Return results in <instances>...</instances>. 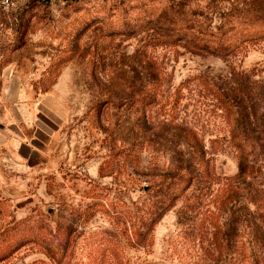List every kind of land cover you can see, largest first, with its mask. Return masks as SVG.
<instances>
[{
  "label": "rangeland",
  "instance_id": "rangeland-1",
  "mask_svg": "<svg viewBox=\"0 0 264 264\" xmlns=\"http://www.w3.org/2000/svg\"><path fill=\"white\" fill-rule=\"evenodd\" d=\"M16 111L54 133L29 167L0 144V264H264V0H0V132ZM184 172L138 245L154 184Z\"/></svg>",
  "mask_w": 264,
  "mask_h": 264
},
{
  "label": "trees",
  "instance_id": "trees-1",
  "mask_svg": "<svg viewBox=\"0 0 264 264\" xmlns=\"http://www.w3.org/2000/svg\"><path fill=\"white\" fill-rule=\"evenodd\" d=\"M182 29L183 28H181V31ZM151 100L155 102L154 97H152ZM222 100L224 103H228L224 98H222ZM187 133L188 137L191 138L190 140H192L193 144H195L199 150L200 145L199 142H197V136L191 130L187 131ZM232 142L235 148L238 150L240 159L238 177L242 179L252 177L257 173L258 168L256 167L255 163L250 160V135L245 132L237 133L235 131L232 134ZM196 159L199 160L200 163L206 164L205 156L201 149L196 155ZM176 176L177 178L168 184H166L167 176L162 182L155 183L153 186L154 192L152 198L148 201V204H146L147 209L142 210L140 214L136 216L135 222H133L132 225L131 237L134 238L138 245H145L147 242H149L152 231L159 222V219L174 206L177 198H179L180 195L185 192V187L187 188L191 184L192 176L190 173H179ZM221 232L222 229L220 224H218L216 233L217 235H220ZM69 241L67 239L64 242L48 245L46 250L49 254V257H57L59 261L64 259L71 252V244H69Z\"/></svg>",
  "mask_w": 264,
  "mask_h": 264
},
{
  "label": "crops",
  "instance_id": "crops-1",
  "mask_svg": "<svg viewBox=\"0 0 264 264\" xmlns=\"http://www.w3.org/2000/svg\"><path fill=\"white\" fill-rule=\"evenodd\" d=\"M35 116L23 111L11 112L7 116L10 121L3 129L4 132L2 130L0 132V144L4 143L5 146H9L5 156L6 161H10L13 166L29 167L32 165L30 160L33 156L44 158L48 154L49 144L54 131H47V141L42 138V129L40 127L31 128L33 130L28 133L27 127L36 121ZM47 144L49 145L48 147ZM2 160V155H0V177L2 174Z\"/></svg>",
  "mask_w": 264,
  "mask_h": 264
},
{
  "label": "built area",
  "instance_id": "built-area-1",
  "mask_svg": "<svg viewBox=\"0 0 264 264\" xmlns=\"http://www.w3.org/2000/svg\"><path fill=\"white\" fill-rule=\"evenodd\" d=\"M14 0H3V4L10 5V3H13Z\"/></svg>",
  "mask_w": 264,
  "mask_h": 264
}]
</instances>
